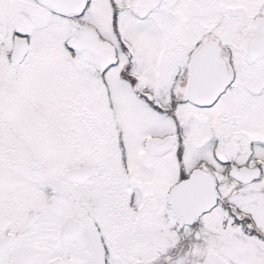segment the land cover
Here are the masks:
<instances>
[{"label": "snow or ice", "instance_id": "1", "mask_svg": "<svg viewBox=\"0 0 264 264\" xmlns=\"http://www.w3.org/2000/svg\"><path fill=\"white\" fill-rule=\"evenodd\" d=\"M0 264H264V0H0Z\"/></svg>", "mask_w": 264, "mask_h": 264}]
</instances>
